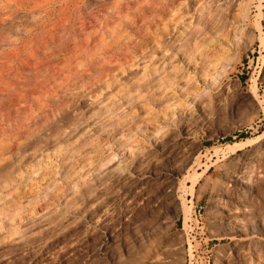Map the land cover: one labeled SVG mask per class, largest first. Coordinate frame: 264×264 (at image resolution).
I'll return each mask as SVG.
<instances>
[{
	"label": "rangeland",
	"instance_id": "obj_1",
	"mask_svg": "<svg viewBox=\"0 0 264 264\" xmlns=\"http://www.w3.org/2000/svg\"><path fill=\"white\" fill-rule=\"evenodd\" d=\"M215 263L264 264V0H0V264Z\"/></svg>",
	"mask_w": 264,
	"mask_h": 264
},
{
	"label": "bare ground",
	"instance_id": "obj_2",
	"mask_svg": "<svg viewBox=\"0 0 264 264\" xmlns=\"http://www.w3.org/2000/svg\"><path fill=\"white\" fill-rule=\"evenodd\" d=\"M234 145L235 144H231V145H229L231 148H233L234 147ZM242 146V145H241ZM237 147H239V146H237ZM215 264H219V263H215Z\"/></svg>",
	"mask_w": 264,
	"mask_h": 264
},
{
	"label": "trees",
	"instance_id": "obj_3",
	"mask_svg": "<svg viewBox=\"0 0 264 264\" xmlns=\"http://www.w3.org/2000/svg\"><path fill=\"white\" fill-rule=\"evenodd\" d=\"M244 136H241V138H243Z\"/></svg>",
	"mask_w": 264,
	"mask_h": 264
}]
</instances>
